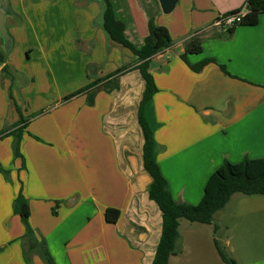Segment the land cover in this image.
<instances>
[{"label": "crops", "instance_id": "crops-1", "mask_svg": "<svg viewBox=\"0 0 264 264\" xmlns=\"http://www.w3.org/2000/svg\"><path fill=\"white\" fill-rule=\"evenodd\" d=\"M109 2L124 37L136 48L149 20L168 31L171 46L149 62L157 91L142 115L171 197L196 205L224 161L264 155V13L254 25L225 32L213 22L246 0H177L168 14L157 0ZM8 5L9 51H25L26 62H41L23 70L4 55L0 64V132L26 114L22 159H13L11 136L0 139V166L9 172V181L0 173V264L43 263L33 253L26 259L24 226L12 211L20 189L28 201L29 225L55 264H151L161 213L148 199L151 178L142 164L137 114L145 83L133 68L115 74L133 66L135 56L106 38L98 0H8ZM39 13L49 18L44 25L57 31L53 39H36ZM28 30L35 36L33 46L23 40ZM192 37L201 41L202 51L186 55V61L214 60L199 72L181 59ZM50 43L55 51H49ZM107 208L119 211L113 224L104 220ZM236 213L246 225L259 220L264 195L238 199ZM228 223L212 221L217 231L223 229L212 234L209 224L179 221L180 253L167 264H214L205 254L212 249L217 254L214 239L231 246L233 218Z\"/></svg>", "mask_w": 264, "mask_h": 264}, {"label": "trees", "instance_id": "trees-1", "mask_svg": "<svg viewBox=\"0 0 264 264\" xmlns=\"http://www.w3.org/2000/svg\"><path fill=\"white\" fill-rule=\"evenodd\" d=\"M98 2L101 6V29L106 38L128 49L130 53L135 56L133 66L119 68L115 74H122L133 68L139 71L145 83L137 114V122L144 138L142 145V164L144 171L151 178V183L147 188L148 199L157 205L161 213V232L151 264H167L170 256H175L180 253V249L176 247L180 220H186L190 224H210L214 213L222 210L233 195H264V155L256 159L245 157L235 164L224 161L209 176L203 189L202 198L198 204L190 205L174 201L170 195L166 180L154 161L152 132L142 115L144 105L157 91L152 75L149 72V62L153 56L165 51L171 46L172 43L168 31L162 26L154 25L153 22L149 20L147 23V35L143 40V44L139 48H136L124 37L122 28L114 19L112 6L109 0H98ZM246 5L248 7V13L242 18L240 25H254L257 23L258 16L264 13V0H246ZM201 51V41L196 37L190 38L184 46L181 59L194 72H199L207 63L214 62V60L209 58L203 59L194 65L186 61V55L199 54ZM3 60V50L0 48V64L3 63ZM220 70L232 77L226 72L223 66H220ZM88 88H90V86L82 88L66 96L64 99H69L80 94ZM16 111L19 113L17 107ZM25 125L26 118L20 115L18 121L11 130L0 132V139L7 136L13 138V159H22L19 145ZM0 173L9 181L8 170L0 166ZM12 211L20 217L24 226V235L22 239H25V243H27L25 248L26 259H28V251L32 250V253L37 255L44 264H55L45 243L43 240H38L36 238L29 225L28 201L23 196L21 189L13 200ZM118 216L119 211L112 208L105 209L103 214L105 222L111 224L117 221ZM214 247L223 264H237L233 258L223 251L218 241L215 239Z\"/></svg>", "mask_w": 264, "mask_h": 264}, {"label": "rangeland", "instance_id": "rangeland-1", "mask_svg": "<svg viewBox=\"0 0 264 264\" xmlns=\"http://www.w3.org/2000/svg\"><path fill=\"white\" fill-rule=\"evenodd\" d=\"M178 10V7H177ZM40 14V13H39ZM41 16H46V15H39V18L36 19V39L39 41L46 40L48 38H54L56 36V30L53 28L47 27L45 21H43V18ZM49 18H46L45 20H48ZM68 29L64 30H58L60 33H63V35H59V37H62L65 35V32ZM56 31V32H55ZM32 34V30H28L26 34V38L23 40H27L28 43H30L31 46L35 44L34 37ZM53 42V41H52ZM55 51L54 48L52 47V43L49 45V51ZM19 50L16 48H13L12 50L8 52L3 51V56L6 55L8 56V59L15 63L16 65H19V69H31L33 65H37V63H40L41 61H36L35 59L30 60L29 62H26V57H25V51L19 53ZM4 76L5 74L2 73ZM1 76V75H0ZM13 76V73H12ZM73 79L75 77L73 76ZM3 80V79H2ZM14 81H16V77L14 78ZM1 89V85H0ZM23 117H26V114H22ZM243 195L235 194L233 195V198L229 200V202L226 204V206L220 210L214 213L212 217V221H218L222 223H226L229 221V225L232 222V218L234 221V227L231 230V246L224 247L222 243L219 242V245L223 249V251L233 258L237 264H253V263H259L264 264V214H260V219L255 220L253 222H249L247 225L245 224V221L242 217L239 218H234L236 213V202L238 199H241ZM212 221L210 224H212ZM182 224H190L186 220H180ZM193 224H199V223H193ZM209 224V230H212V234L215 233H220L223 232V229H220L219 231L215 230L213 225ZM208 225V224H204ZM183 231V226L180 228V232ZM25 241V239H24ZM27 244V243H26ZM232 247V248H231ZM212 249V248H211ZM207 253L206 251H204ZM28 254H32V250L28 251ZM218 254L215 253V251L212 249V252L205 254V257L207 259L212 260L214 264H223L222 261L218 258ZM43 264V263H42Z\"/></svg>", "mask_w": 264, "mask_h": 264}, {"label": "water", "instance_id": "water-1", "mask_svg": "<svg viewBox=\"0 0 264 264\" xmlns=\"http://www.w3.org/2000/svg\"><path fill=\"white\" fill-rule=\"evenodd\" d=\"M160 10L163 14H168L172 12L175 7L177 0H157ZM10 9L8 5V0H0V48L4 52H8L11 46V38L7 33L5 27V20L10 17Z\"/></svg>", "mask_w": 264, "mask_h": 264}, {"label": "built area", "instance_id": "built-area-1", "mask_svg": "<svg viewBox=\"0 0 264 264\" xmlns=\"http://www.w3.org/2000/svg\"><path fill=\"white\" fill-rule=\"evenodd\" d=\"M248 13V7L245 4L240 9L230 12L228 14L219 16L212 24L225 32L233 30L236 26L240 25L242 18Z\"/></svg>", "mask_w": 264, "mask_h": 264}]
</instances>
